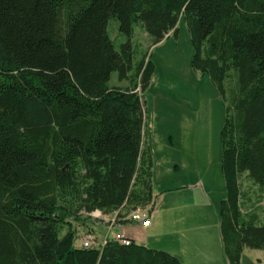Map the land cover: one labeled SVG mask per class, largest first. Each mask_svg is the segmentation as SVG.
Instances as JSON below:
<instances>
[{
	"label": "trees",
	"instance_id": "16d2710c",
	"mask_svg": "<svg viewBox=\"0 0 264 264\" xmlns=\"http://www.w3.org/2000/svg\"><path fill=\"white\" fill-rule=\"evenodd\" d=\"M181 16L193 67L225 100L222 250L239 264L244 248L264 249V222L241 200L264 190V0H0V264H183L132 237L75 245L73 224L91 226L94 208H152L143 91L153 63L135 61L132 37L140 23L155 44ZM110 18L125 36L118 48Z\"/></svg>",
	"mask_w": 264,
	"mask_h": 264
},
{
	"label": "rangeland",
	"instance_id": "374dc122",
	"mask_svg": "<svg viewBox=\"0 0 264 264\" xmlns=\"http://www.w3.org/2000/svg\"><path fill=\"white\" fill-rule=\"evenodd\" d=\"M177 27V34L169 32L152 44L143 26L136 23L132 37L135 61L149 56L153 63L143 91L145 140L152 155L153 177L152 204L148 206H153L156 215L154 229L147 232V245L182 253L184 258L203 252L215 258L216 264H229L219 229L221 199L226 192L221 166L225 100L209 75L192 65L194 48L184 17L179 18ZM107 31L118 48L125 36L116 18L108 20ZM109 82H118L115 71ZM251 184L243 179L242 189ZM251 188L248 198H241L242 207L255 208L264 222V190L259 192L256 185ZM73 224L74 244L79 246L89 223L74 219ZM91 224L98 242L105 235L113 238L120 229L117 226L107 232L104 222ZM177 228L183 236L194 237L199 248L186 254L176 241ZM65 229L64 225L62 232ZM136 237L143 239L144 233L137 232ZM239 264H264V249L244 248Z\"/></svg>",
	"mask_w": 264,
	"mask_h": 264
},
{
	"label": "built area",
	"instance_id": "2783aa9c",
	"mask_svg": "<svg viewBox=\"0 0 264 264\" xmlns=\"http://www.w3.org/2000/svg\"><path fill=\"white\" fill-rule=\"evenodd\" d=\"M122 208L115 209L112 214L109 212L100 209L94 208L90 211L84 212V214L90 217V220L97 224V221L104 222V225L107 227V232L117 226H121L124 220L139 222L141 225H148L151 220V211L145 207H136L131 209L127 214L122 213ZM123 214V215H120ZM89 226V225H88ZM85 237L82 238L80 245L81 246H93L97 245L99 247L103 246L109 237L105 235L99 242L93 232V229L89 226ZM120 243L128 244L131 241V238L125 234L121 229L116 230L114 237L112 238Z\"/></svg>",
	"mask_w": 264,
	"mask_h": 264
},
{
	"label": "crops",
	"instance_id": "0c3cea01",
	"mask_svg": "<svg viewBox=\"0 0 264 264\" xmlns=\"http://www.w3.org/2000/svg\"><path fill=\"white\" fill-rule=\"evenodd\" d=\"M145 134H146V132H145ZM150 211H151V217H150L151 220H150V223L148 225H141L139 222H135V221L131 222L130 221L124 225H121L120 229L125 234H127L129 237H132L134 240H136L137 242L144 243L147 245L148 244L147 243L148 242L147 232H150V234H151L152 229H154V227H155L154 220L156 217L154 209L151 208ZM137 232H143L144 233L143 239H137V237H136ZM175 233L178 235V237H176V241L178 242V246L181 248H185L186 249L185 253H186V251L188 252L189 250L199 248L198 244L196 242V239H194V237H192V236H183L180 228H177V230L174 232V234ZM152 247H154V246H152ZM221 247H222V245H221ZM199 250H202V249L200 248ZM168 251H170V250H168ZM170 252H172V251H170ZM172 253L177 255L183 264H216V262H217V260H215V258L213 259L203 252H199L200 254L197 253L196 256L194 254V258L189 257V256L184 258L181 255L182 253H177L176 251L172 252Z\"/></svg>",
	"mask_w": 264,
	"mask_h": 264
}]
</instances>
